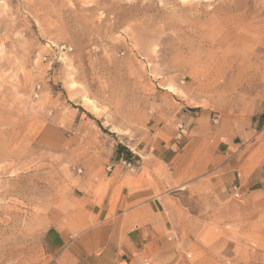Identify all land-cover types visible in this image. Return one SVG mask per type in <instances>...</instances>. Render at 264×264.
Returning <instances> with one entry per match:
<instances>
[{
  "label": "rangeland",
  "instance_id": "obj_1",
  "mask_svg": "<svg viewBox=\"0 0 264 264\" xmlns=\"http://www.w3.org/2000/svg\"><path fill=\"white\" fill-rule=\"evenodd\" d=\"M260 98L264 0H0V264H53L46 231L77 177L123 167L116 148L149 137L159 106L249 128ZM244 200L187 196L190 261L225 233V264L254 262L264 206Z\"/></svg>",
  "mask_w": 264,
  "mask_h": 264
},
{
  "label": "crops",
  "instance_id": "obj_2",
  "mask_svg": "<svg viewBox=\"0 0 264 264\" xmlns=\"http://www.w3.org/2000/svg\"><path fill=\"white\" fill-rule=\"evenodd\" d=\"M171 107L159 106L149 137L127 146L134 167L77 177L78 194L46 231L53 264H196L184 253L199 236L187 196L198 202L209 193L225 205L237 186L243 203L264 206V98L254 100L249 128L232 118L217 125L199 107ZM219 241L207 264H225V233ZM251 256L238 264H264V250Z\"/></svg>",
  "mask_w": 264,
  "mask_h": 264
},
{
  "label": "trees",
  "instance_id": "obj_3",
  "mask_svg": "<svg viewBox=\"0 0 264 264\" xmlns=\"http://www.w3.org/2000/svg\"><path fill=\"white\" fill-rule=\"evenodd\" d=\"M115 153L118 159H120L123 156L125 157V159H129L131 154V152L127 149V147L123 146L122 144L118 145Z\"/></svg>",
  "mask_w": 264,
  "mask_h": 264
},
{
  "label": "built area",
  "instance_id": "obj_4",
  "mask_svg": "<svg viewBox=\"0 0 264 264\" xmlns=\"http://www.w3.org/2000/svg\"><path fill=\"white\" fill-rule=\"evenodd\" d=\"M122 163H123L125 166H127V167H129V168H132V163H131V162H128V161H126V160H122ZM233 196H234L235 198L241 199V198L244 196V193L240 190L239 187H237V186H233Z\"/></svg>",
  "mask_w": 264,
  "mask_h": 264
}]
</instances>
